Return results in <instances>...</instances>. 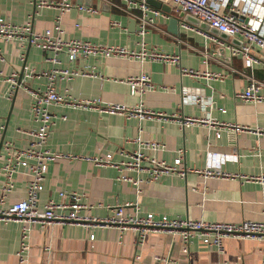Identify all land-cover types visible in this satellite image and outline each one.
<instances>
[{"label": "crops", "instance_id": "1", "mask_svg": "<svg viewBox=\"0 0 264 264\" xmlns=\"http://www.w3.org/2000/svg\"><path fill=\"white\" fill-rule=\"evenodd\" d=\"M40 1L0 0V17L14 25L31 22L38 32L52 28L60 7L41 6ZM70 1L92 5L100 12L90 14L77 8L64 12V38L120 45L135 51H141L144 39L148 52L175 54L180 61L90 56L71 62L62 52L58 56L60 63H53L48 61L53 56L52 51L32 45L27 38L9 41L0 38V144L4 138L3 143L12 142L18 148L30 145L34 139L31 132L38 127L31 112L33 92L46 87L55 67L93 69L97 74L96 77L58 78L56 87L63 94L84 100L99 99L104 104L135 106L143 103L146 108L163 114L140 120L100 112L96 108L51 106L50 110L58 118L48 147L70 157L49 164L40 193V208L50 199L59 201L60 192L66 191L84 194L85 201L93 205L90 214L98 218L113 215L119 204L137 203L141 215L153 212L156 216L193 220L264 221V184L251 179L264 177V133H256L258 129L264 132V102L253 103L236 95L244 91L252 79L264 83V51L254 48L257 61L247 66L243 55L232 53V47L243 43L241 36H222L201 25L206 34L186 29L183 21L195 24L186 14L169 12L170 16L166 17L148 12L151 24L147 25L143 37L140 19L128 13L126 4L120 0H115L114 4L103 0ZM230 10V7L223 8L222 12ZM135 13L141 15L140 10ZM114 21L119 24L114 25ZM23 69V84L13 86L8 78L13 75L19 78ZM184 69H193L200 75L184 73ZM142 72L150 74L157 88L132 95L127 80ZM205 72L221 76L210 78L203 75ZM185 88L204 89V93L194 99L183 92ZM260 92L264 93V85ZM183 116H210L239 126L241 130L223 128L218 138L217 126L198 122L184 128ZM138 135L163 143L164 149L154 152V156L169 163H173L178 150L184 148L185 175L172 174L154 182H142L138 188L131 182L118 180L120 171L116 164L100 166L90 159L113 153L115 162L126 160L121 151L134 150L136 144L132 138ZM211 152L237 155L222 164L224 171L233 174L231 177L204 179L201 176L198 170L208 166ZM7 159L3 145L0 192L5 182L3 167ZM129 174L136 176L135 172ZM30 180L31 175L26 171L14 176L15 187L7 197V206L25 198ZM24 225L25 222L18 220L0 221V264H162L156 260L157 256L172 259L174 264H264V239L229 238L221 253L195 238L190 251L185 253L180 237L174 233H150L141 246L135 228L121 231L117 226L35 223L27 224L30 231L24 237ZM24 246L27 249L20 255ZM21 257L26 261L22 263Z\"/></svg>", "mask_w": 264, "mask_h": 264}, {"label": "built area", "instance_id": "2", "mask_svg": "<svg viewBox=\"0 0 264 264\" xmlns=\"http://www.w3.org/2000/svg\"><path fill=\"white\" fill-rule=\"evenodd\" d=\"M109 4H114L115 0H103ZM126 4L125 10L134 18L140 19L142 28L141 35L144 37L147 33L146 27L151 23L148 20V12H153L155 16H170L168 12H162L160 9L150 5L147 0H120ZM171 7V13H183L191 15L207 24L209 28L217 29L219 32L228 34L230 37L243 38L240 46L232 47L234 55H243L247 66H252L257 58L253 55L254 48L264 51V0H160ZM41 6L60 7V14L52 28H47L42 32L35 31L31 22L23 25H14L3 17H0V38L4 40H14L19 37L29 39L32 45L53 52V56L48 61L60 63L59 54L64 52L69 60L74 62L80 57L88 58L90 56L123 57L127 59L140 58L157 59L163 61H173L178 63L180 57L175 54L159 53L156 51L148 52L145 40L142 41L141 51L130 50L125 46L101 44L81 38H64V27L62 23V14L72 8L85 11L90 14L99 13L100 9L92 5L76 4L70 0H60L59 2L41 0ZM230 7L229 12H222L223 8ZM140 10L141 15L135 11ZM119 22L114 21V25ZM182 26L186 29L206 34L200 25L183 21ZM2 58V57H1ZM184 73L191 75H200V72L193 69H184ZM77 75L96 77V72L91 70H75L55 67L49 75V81L44 89L33 92V102L31 112L33 120L38 123L36 130L32 131L34 139L27 148H18L12 142H5L3 145L8 153L7 163L3 167L5 182L0 192V221L18 220L25 222L23 226L24 237L29 235L30 228L27 224L39 223L49 225L53 223L82 224L86 227L90 225L97 226H117L121 231L126 228H135L139 232L138 242L142 246L146 237L150 233L168 232L174 233L180 237L183 252L190 251V245L193 239L199 238L204 244L216 248L223 253L225 250V240L233 239H264V221L243 220L241 222H221L206 221L203 219L193 220L190 218L175 217L170 218L167 215L156 216L153 212L145 215L139 213L137 203L119 204L113 215L107 218H98L90 214L93 208L84 199V194L79 192H60V200L50 199L44 208H40V193L44 188V180L48 171L49 164L62 157H70L65 154L52 151L48 147L50 133L56 124L57 116L52 113L50 107L53 105L69 106L73 108L90 109L96 108L100 112L109 114H120L127 118H138L144 120L149 116H163L151 109L145 107L143 103L135 106H129L122 103H102L99 99H79L57 90L56 81L58 78H72ZM203 75L208 77H220V74L205 72ZM18 77L13 75L8 78L13 86H18ZM132 95H142L146 91H152L157 88L152 81L150 74L142 72L140 75L132 76L127 80ZM264 83L252 79L249 86L237 95L238 98L245 99L253 103L264 102V93L260 90ZM184 93L190 94L192 98L198 99L204 89L185 88ZM225 111V110H223ZM65 118V116H63ZM207 123L211 126H217L216 136H221L223 128H229L233 131L241 130V127L222 123L210 116L206 118H194L183 116L181 124L184 128L191 127L195 123ZM263 130L258 129L257 134H262ZM1 133V130H0ZM136 147L132 151H121L126 160L115 162L114 154L108 153L104 157H92L97 165H114L120 171L118 180L122 182H131L138 188L142 182L150 183L160 178L172 174L184 176L186 168L183 166L185 149L180 148L178 155L173 163L164 159H158L154 152L163 150L164 145L155 140H145L141 135L132 138ZM210 161L206 168L198 170L204 179L208 178H229L233 174L226 172L222 164L229 159H235L237 155L225 156L216 152L210 153ZM26 171L31 175L25 198L6 205L7 197L14 190V176ZM135 172L136 176L129 173ZM142 174L147 177L142 178ZM257 179L264 184V177L251 178ZM141 190H138L140 193ZM133 208V211H127ZM94 238V236H92ZM27 246L20 251V255L25 252ZM140 258V256H138ZM156 260L162 264H174L175 261L167 257L157 256ZM26 260L21 257V262Z\"/></svg>", "mask_w": 264, "mask_h": 264}, {"label": "water", "instance_id": "3", "mask_svg": "<svg viewBox=\"0 0 264 264\" xmlns=\"http://www.w3.org/2000/svg\"><path fill=\"white\" fill-rule=\"evenodd\" d=\"M147 2L158 8V9H161L163 11H167L168 13L171 12V7L166 5V4H163L160 0H147ZM184 15V14H183ZM186 18L192 22H194L195 24H199L205 28H209V26L207 24H204V23H201L200 20H198L197 18H195L194 16H191V15H186ZM217 32H219L217 29H214V28H211ZM222 36H227V37H230L228 34L226 33H223V32H219ZM23 74H24V69L21 71V74L18 78V86L17 87H20L22 84H23ZM3 142H4V138H2L1 140V144H0V149L1 147L3 146Z\"/></svg>", "mask_w": 264, "mask_h": 264}]
</instances>
